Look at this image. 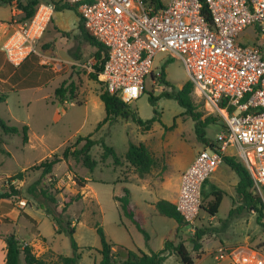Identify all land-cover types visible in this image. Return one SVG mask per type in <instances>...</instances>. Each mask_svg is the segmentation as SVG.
<instances>
[{
  "label": "rangeland",
  "instance_id": "1",
  "mask_svg": "<svg viewBox=\"0 0 264 264\" xmlns=\"http://www.w3.org/2000/svg\"><path fill=\"white\" fill-rule=\"evenodd\" d=\"M12 8L17 13L16 4H0V34L8 25L15 23L14 19L19 22L20 12V16H13ZM54 13V22L49 23L44 39L55 37L56 45L47 51L50 43H38L31 58L32 67H27L24 73L8 64L0 50V92L8 95L6 101L0 102V117L7 124L20 128V132L13 134H6L0 129V184L7 188L8 182H11L18 190L16 195L0 199V212H3L2 219L5 222L19 217L13 223L0 224V229L15 232L19 239L31 243L33 252L42 255L48 262L58 260V255H72L70 236L64 232H56L54 221L38 208L37 202L26 193V187L39 177L41 169L38 165L41 161L61 157L64 148L73 147L79 137H90L97 141L91 148L92 157L97 161L93 171L71 159L69 163L64 160L58 162L53 172L55 185L60 190L57 194L60 204L58 209L70 197L81 194L66 210L75 227L73 239L78 245L77 252L81 255L78 264H94L100 260L101 240L95 223L103 228L106 239L113 244V251L124 253L131 249L144 253L158 252L163 248L165 238H170L175 243L182 240L186 244L194 264H218L217 253L220 255V247L229 249L242 243L253 247L262 243L264 228L256 221L257 212L243 210L227 226L222 225L228 218L230 209L239 203L236 201L234 184L238 180L237 175L225 164L222 166L234 175L233 179L229 177L219 183L213 179L214 173H211L203 189L207 200L211 199L214 187L224 191L215 217L210 218L204 210H199L192 224H183L177 231L178 224L174 219L156 211L154 203L161 199L158 192L143 187L139 180L142 178L124 159L129 141L145 144L158 161V167L150 174L155 178L163 172L174 174L179 169L186 168L197 151L204 148L196 137L194 123L186 114V109L173 98L160 94L169 89L159 81L160 74L157 76V72H164L166 79L177 88L188 81L181 59L165 50H159L153 58V71L145 80L144 91L138 98L127 103L142 120L156 115V120L150 125L140 126L120 117L112 122L103 121L106 112L99 94L104 90V84L100 75L97 79L92 76L95 72V59L92 56L95 47L81 38L77 29L78 17L74 11L59 9ZM56 29L60 32L70 31L71 34L59 36ZM249 30L246 31L252 36ZM2 40L0 35V45ZM249 42L251 43V39ZM68 56L78 62L69 63L61 59ZM58 61L60 66L54 68L53 63ZM31 73L32 76L29 77ZM71 81L77 85L81 104L69 99L61 103L54 95L58 86ZM150 94L158 97L155 105L149 101ZM192 97L202 117L212 115L217 118L205 129L206 137L215 140L221 119L209 112L204 101L195 92ZM23 125L28 127L27 142H23L22 138ZM101 141L115 148L122 157L120 165H114L111 158L101 161ZM80 143H84V139ZM226 154L243 163L235 147H227ZM162 165H166V168L163 169ZM20 171H25L23 179L9 181L10 176ZM79 178L85 179L84 186H78L76 179ZM124 188L130 193L131 203L141 219L147 238L131 220L123 216L114 198L121 195ZM21 200L25 202L24 206L19 204ZM23 209L35 221L24 216L21 213ZM200 226L217 228V231H208L202 237L201 252L197 255L189 239L193 235L192 229ZM20 264H26L23 255L20 256ZM163 264L183 263L177 255L171 253ZM219 264H230V260L224 258Z\"/></svg>",
  "mask_w": 264,
  "mask_h": 264
},
{
  "label": "built area",
  "instance_id": "2",
  "mask_svg": "<svg viewBox=\"0 0 264 264\" xmlns=\"http://www.w3.org/2000/svg\"><path fill=\"white\" fill-rule=\"evenodd\" d=\"M63 1L76 5L84 28L105 49L99 75L107 91L127 102L138 98L155 54L165 50L181 59L193 92L221 119L213 145L198 150L180 173L174 203L185 222L195 221L203 182L229 146L250 175L264 222V0ZM53 14L51 3L40 2L29 20L16 22L1 47L8 63L18 67L36 52ZM218 252V264L224 258L230 264H264V248L247 243Z\"/></svg>",
  "mask_w": 264,
  "mask_h": 264
},
{
  "label": "trees",
  "instance_id": "3",
  "mask_svg": "<svg viewBox=\"0 0 264 264\" xmlns=\"http://www.w3.org/2000/svg\"><path fill=\"white\" fill-rule=\"evenodd\" d=\"M40 2L51 3L54 7V11L59 9H71L75 11L78 15L76 5L65 3L63 0H0V4H7L9 6H17L18 11L21 16L19 22L29 20ZM202 13L206 20L210 22V18L207 14L205 5L202 8ZM79 22L77 24V29L80 32L81 38L88 42L90 45L95 47L93 52V57L95 59L93 78L97 79L99 76V71L102 68V64L105 59V49L104 47L88 33L84 28L83 22L79 16ZM63 36H70V31H61ZM33 53L27 58L26 61L32 58ZM25 61V62H26ZM25 62L21 63L17 68L22 73L25 72ZM8 63V62H7ZM10 64V63H8ZM11 65V64H10ZM12 66V65H11ZM32 66L30 65V68ZM29 68V67H28ZM151 75V74H150ZM32 76V73L29 77ZM159 81L166 85L169 90H163L160 94L169 98L176 100L181 106L186 109V114L191 118L194 123V131L197 139L205 146L209 147L213 145V141L206 137V126L210 123L216 121V117L208 115L202 117L201 113L197 111V104L193 100V85L191 82L186 81L180 88L175 87L171 84L165 77L164 72H160ZM54 95L59 102H64L65 100H75L77 103L81 104L82 100L78 99L77 85L74 82L62 83L54 90ZM8 95L4 92H0V102L6 101ZM101 101L104 103L105 107V118L103 121L112 122L118 117L129 121L132 120L140 126H148L156 120V115L151 119L142 120L137 117L136 113L128 106V102L119 97L117 94H112L105 88L99 94ZM157 96L153 94L149 95V101L155 105ZM155 113L156 110H154ZM0 129L6 134H13L20 132V128L17 125H9L6 121L0 117ZM28 127L23 125L21 128L23 142L28 141L27 135ZM84 139V143H80ZM97 143L95 139L90 137H79L73 147L64 148L61 157L47 158L41 161L38 168L41 169L40 175L37 179L31 182L26 187V193L37 202L38 208L42 209L47 216H49L55 223V230L57 233L64 232L71 238V244L73 248V253L70 256L58 255V260L54 262H48L42 255H36L33 252L31 245L23 246V241L18 239L14 233L5 235L4 241L6 243V255L5 264H20V256L23 255V259L26 264H78L81 258L80 253L77 252L78 245L73 239V233L75 230L74 225L71 222L70 216L66 213L67 208L74 201L81 197V194L69 198L61 208L58 209L59 201L57 199V194L60 190L55 185V179L53 178V172L55 165L64 160L66 163L73 159L78 162L89 171H93L97 165V161L92 157L91 148ZM103 150L101 153V161H106L107 159H112L114 165H120L122 163V157L119 156L115 148L111 145L106 144L101 141ZM2 150V149H1ZM124 159L131 164L139 177H145L150 175L152 171L158 167L157 158L153 155L152 151L143 143L135 144L131 141L128 142L126 152L124 154ZM223 161L228 164L237 174L238 182L235 185L236 201L239 202L238 205L232 207L229 211L228 218H226L222 225L227 226L228 223L236 217V215L243 210H252L257 212L256 221L264 228V222L262 220L261 208L259 206L260 201L258 196L253 193L252 180L250 175L243 163L239 162L235 157L225 155ZM69 170L71 167L67 166ZM165 169L166 165H162ZM25 171H20L13 176L9 177V181L13 179L21 180L24 177ZM207 179L204 180L202 185V197L200 201V210H204L210 216H214L219 208L221 200L224 195V191L221 188L214 187L211 191V199L207 200L204 195V184ZM78 186H84L85 179H76ZM17 189L13 186L11 182H8L7 188H4L0 184V199L9 198L12 195H16ZM204 197V199H203ZM115 200L118 202L119 208L123 216L131 220L139 231H141L147 238L146 231L143 228L140 217L136 214L135 209L131 203L130 193L128 189L124 188L121 195L114 196ZM235 201V202H236ZM156 211L163 216L172 218L178 224L176 230L179 231L180 226L186 224L183 216L177 211L175 203L170 202L166 199H158L154 203ZM30 221H35L26 212H21ZM95 228L97 234L101 240V248L99 249L100 260L94 264H163L167 256L174 253L178 256L183 264H194L193 257L187 249L186 244L179 240L174 242L173 239L165 238L163 248L158 252L144 253L141 251L126 250L124 253H119L118 250L113 251V244L109 242L104 234L103 228L99 223H95ZM211 231H217V228H208L206 226L195 227L193 235L190 236V241L192 242V249L201 252V239L207 233ZM254 248L263 249L264 240L262 243L253 246ZM90 249V247H89Z\"/></svg>",
  "mask_w": 264,
  "mask_h": 264
},
{
  "label": "crops",
  "instance_id": "4",
  "mask_svg": "<svg viewBox=\"0 0 264 264\" xmlns=\"http://www.w3.org/2000/svg\"><path fill=\"white\" fill-rule=\"evenodd\" d=\"M67 10H71V9H67ZM73 11V10H72ZM19 11L17 10V13L15 11L14 8H12V15L13 16H20L18 15ZM55 12V11H54ZM75 12V11H74ZM76 13V12H75ZM54 15L51 19V24L54 22ZM77 17H78V22H79V15L76 13ZM14 22L16 23V19H14ZM15 23H12L10 25H8L7 28L3 29L1 34L2 35V42L0 45V50L2 51L1 47L2 44L6 38V36L11 32V30L15 27ZM57 27L61 28L59 25H56ZM50 28V27H49ZM48 28V30H49ZM62 29V28H61ZM57 30V29H56ZM66 31V30H65ZM46 32V31H45ZM45 32L43 33L42 37L39 39L38 43H50L49 44V48L47 49L50 50L52 49L55 45H56V38L52 37L50 40H46L44 39L45 36ZM57 34H59V36L61 34V32L59 30H57L56 32ZM60 40H62V38H59ZM37 43V45H38ZM3 52V51H2ZM48 55V54H46ZM4 59H5V55L3 53ZM52 56V55H50ZM54 57V56H53ZM56 58V57H54ZM58 59V58H57ZM62 60H65L69 63H77L78 60L72 58V56H68V58H61ZM27 60V59H26ZM25 60V61H26ZM6 61V59H5ZM24 61V62H25ZM7 62V61H6ZM32 63V59H29L28 61L25 62L24 66L25 68L29 67ZM213 141V140H212ZM205 147V146H204ZM201 149V148H200ZM199 149V150H200ZM193 160V159H192ZM191 160V162H192ZM190 162V163H191ZM189 163V164H190ZM222 164H225L227 168H229L231 171L235 172L228 164H226L224 161L222 163H220L218 165V167L215 169L214 172H212V177L213 179H215L216 181H219V183H223V181L225 179H228L229 177H231V179H233L234 175H231V173H229L228 169L222 166ZM185 168H181L178 171L173 173H169V174H165L164 172L161 175H158L157 177H151V175L149 176H145L142 177V179H139L141 181V183L143 184V187L148 188L149 190H155L158 192V194L160 195L161 199H166L169 200L170 202L174 203L176 201L177 195H178V190H179V180H180V173L182 172V170ZM237 175V174H236ZM238 178V176H237ZM233 181V180H232ZM238 180L234 183L235 185L237 184ZM23 212H26L28 215H30L25 209H23ZM2 216H4L3 212H0V224L2 223H6V222H11L13 223L15 220L17 221L19 219L18 216H16L14 219L10 218L8 221H3ZM31 216V215H30ZM32 217V216H31ZM214 216H210V218H214ZM33 218V217H32ZM34 219V218H33ZM35 220V219H34ZM10 233H14L16 235L15 232H10L8 230H1L0 229V264H5V255H6V243L4 241V236ZM16 237L18 238V236L16 235ZM19 239V238H18ZM21 240V239H20ZM23 244L26 245H31V243L23 241Z\"/></svg>",
  "mask_w": 264,
  "mask_h": 264
}]
</instances>
